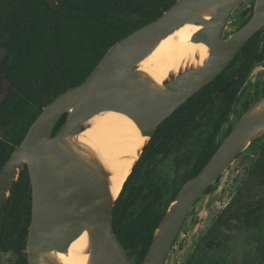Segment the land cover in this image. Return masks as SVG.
Returning <instances> with one entry per match:
<instances>
[{
	"label": "water",
	"instance_id": "1",
	"mask_svg": "<svg viewBox=\"0 0 264 264\" xmlns=\"http://www.w3.org/2000/svg\"><path fill=\"white\" fill-rule=\"evenodd\" d=\"M46 1L60 8L57 0ZM243 1L177 0L157 19L115 42L83 82L61 93L41 111L0 170V216L21 172L25 167L29 171V264H60L49 253L68 251L85 231L89 235L88 264H133L114 228L113 210L119 195L114 197L109 189L107 170L77 151L71 141L93 116L116 111L132 118L148 137L143 152L159 125L214 81L264 28V0H256L249 19L225 37L231 15ZM186 23L202 26L192 41L205 43L208 57L200 66L170 74L160 87L146 78L138 65L162 39ZM64 116L65 122L54 134ZM263 132L264 95L245 111L202 169L180 188L140 264H167L194 205Z\"/></svg>",
	"mask_w": 264,
	"mask_h": 264
},
{
	"label": "trees",
	"instance_id": "2",
	"mask_svg": "<svg viewBox=\"0 0 264 264\" xmlns=\"http://www.w3.org/2000/svg\"><path fill=\"white\" fill-rule=\"evenodd\" d=\"M176 1L57 0L60 8L55 9L46 0H0V170L48 104L83 82L115 42L157 19ZM261 31L214 81L159 125L125 181L114 206L113 221L129 257L130 253L139 255L134 264L142 262L167 210L160 208V188L150 185V194L143 195V187L130 186L141 163L160 154L168 156L176 141L184 144L204 121L207 134L201 139L190 178L202 169L221 142L218 135L254 63L264 60L259 51ZM232 79L235 82L228 89L213 96ZM65 119L66 116L61 118L54 134ZM29 188V171L25 167L0 216V250L18 254L15 264H28L27 254L22 252L32 213ZM210 190L211 187L206 192ZM140 200L144 202L135 210ZM259 206L260 201L246 202L239 217L247 225H258Z\"/></svg>",
	"mask_w": 264,
	"mask_h": 264
},
{
	"label": "rangeland",
	"instance_id": "3",
	"mask_svg": "<svg viewBox=\"0 0 264 264\" xmlns=\"http://www.w3.org/2000/svg\"><path fill=\"white\" fill-rule=\"evenodd\" d=\"M255 2L244 0L234 10L225 37L245 23L254 10ZM259 51L264 54V28L259 36ZM238 65L239 62L232 65L228 73ZM263 94L264 60L254 63L247 81L237 94L228 121L221 128L218 141ZM201 122V127L185 139L184 144H177L176 141L168 156L160 154L152 160L143 161L131 182L132 187L144 188L143 195L150 194V185L160 188L163 193L161 210L168 208L191 176L195 158L202 147L201 139L207 134V125ZM263 148L264 132L241 152L211 186V190L199 199L181 227L167 264H264ZM258 201L259 224L247 225L239 217V212L246 202ZM143 202L140 200L135 210ZM22 253L26 255V249ZM130 258L134 264L139 255L130 253ZM17 259L15 252L0 250V264H15Z\"/></svg>",
	"mask_w": 264,
	"mask_h": 264
},
{
	"label": "bare ground",
	"instance_id": "4",
	"mask_svg": "<svg viewBox=\"0 0 264 264\" xmlns=\"http://www.w3.org/2000/svg\"><path fill=\"white\" fill-rule=\"evenodd\" d=\"M201 27L186 23L176 29L140 62L138 69L151 82L162 87L170 74L187 66L202 65L208 57L209 47L203 42L192 41V35ZM147 141L148 137L128 115L104 111L85 123L84 130L72 139L71 145L107 170L109 189L117 197ZM49 256L60 264H88V232L76 238L68 251L54 250Z\"/></svg>",
	"mask_w": 264,
	"mask_h": 264
},
{
	"label": "flooded vegetation",
	"instance_id": "5",
	"mask_svg": "<svg viewBox=\"0 0 264 264\" xmlns=\"http://www.w3.org/2000/svg\"><path fill=\"white\" fill-rule=\"evenodd\" d=\"M248 19H249V18H248ZM248 19H247V20H248ZM234 82H235V81H234ZM227 83H228V82H227ZM227 83H225V84H227ZM225 84H224V85H225ZM224 85H222V86H224ZM222 86H221V87H222ZM221 87H219L216 91H218ZM216 91H215V92H216ZM215 92L213 93V96H217V95L223 93L224 91H222V92H220V93L214 95ZM263 95H264V94H263ZM263 95H262V96H263ZM262 96H261V97H262ZM233 127H234V126H233ZM231 130H232V129H231ZM225 136H226V135H225ZM225 136H224V137H225ZM224 137H223V138H224ZM221 141H222V140H221ZM206 193H208V192H206ZM206 193H205V194H206ZM194 206H195V205H194ZM26 242H27V240H26ZM25 249H26V254H27V245H26V248H25ZM27 261H28V254H27ZM28 264H29V263H28Z\"/></svg>",
	"mask_w": 264,
	"mask_h": 264
}]
</instances>
